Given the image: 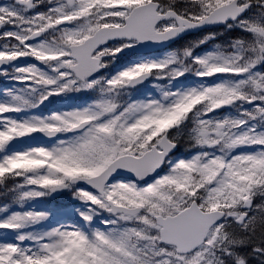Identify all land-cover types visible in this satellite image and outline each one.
<instances>
[{
  "label": "snow or ice",
  "instance_id": "6c2138e0",
  "mask_svg": "<svg viewBox=\"0 0 264 264\" xmlns=\"http://www.w3.org/2000/svg\"><path fill=\"white\" fill-rule=\"evenodd\" d=\"M0 264H264V0H0Z\"/></svg>",
  "mask_w": 264,
  "mask_h": 264
}]
</instances>
